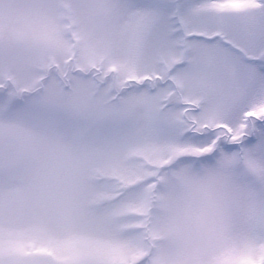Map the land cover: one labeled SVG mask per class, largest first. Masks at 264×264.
<instances>
[{"label":"snow or ice","instance_id":"6c2138e0","mask_svg":"<svg viewBox=\"0 0 264 264\" xmlns=\"http://www.w3.org/2000/svg\"><path fill=\"white\" fill-rule=\"evenodd\" d=\"M0 264H264V0H0Z\"/></svg>","mask_w":264,"mask_h":264}]
</instances>
